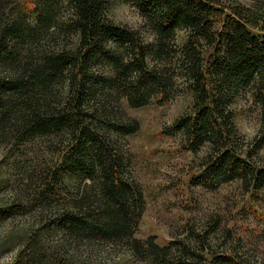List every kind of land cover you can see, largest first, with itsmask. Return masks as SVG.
I'll list each match as a JSON object with an SVG mask.
<instances>
[{
	"label": "trees",
	"instance_id": "16d2710c",
	"mask_svg": "<svg viewBox=\"0 0 264 264\" xmlns=\"http://www.w3.org/2000/svg\"><path fill=\"white\" fill-rule=\"evenodd\" d=\"M128 1L152 31L151 42L114 22L108 0H32V23L2 22L0 123L14 127L19 142L67 135L55 178L69 174L88 181L63 217L72 234L126 241L134 252L146 244L155 259L176 264H250L234 250L215 251L207 232L164 247L134 237L145 201L111 134L128 136L140 123L112 104L120 107L124 98L141 108L154 98L168 100L181 80L194 101L170 131L181 134L194 153L208 148L194 183L216 188L239 180L246 190L263 187L264 25L253 33L248 25L260 18L235 0ZM243 95L261 111L262 126L252 141L234 120L233 105Z\"/></svg>",
	"mask_w": 264,
	"mask_h": 264
},
{
	"label": "rangeland",
	"instance_id": "374dc122",
	"mask_svg": "<svg viewBox=\"0 0 264 264\" xmlns=\"http://www.w3.org/2000/svg\"><path fill=\"white\" fill-rule=\"evenodd\" d=\"M108 1L114 22L140 32L146 42L153 40L136 6L128 0ZM235 1L257 14L260 19L248 26L260 34L264 0ZM216 17L222 20L223 15ZM16 18L33 22L32 0H0V25ZM177 87L168 100L154 98L141 108H132L124 98L120 107L112 104L140 123L128 136L111 134L145 201L134 237L143 242L153 238L164 247L192 232H207L215 251L231 249L250 264H264V186L246 190L239 180L216 188L194 183L204 170L208 148L194 153L181 134L171 133L170 127L194 101L191 91L182 90L181 80ZM233 107L238 131L252 141L262 126L260 108L249 95L238 97ZM17 139L14 127L0 123V264H176L173 258L155 259L145 251L146 244L134 252L126 241L72 234L63 217L73 211L88 181L69 174L55 178L68 148L67 135Z\"/></svg>",
	"mask_w": 264,
	"mask_h": 264
}]
</instances>
